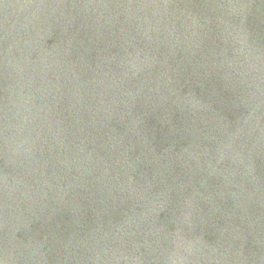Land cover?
<instances>
[{"label":"water","instance_id":"95a60500","mask_svg":"<svg viewBox=\"0 0 264 264\" xmlns=\"http://www.w3.org/2000/svg\"><path fill=\"white\" fill-rule=\"evenodd\" d=\"M0 264H264V0H0Z\"/></svg>","mask_w":264,"mask_h":264}]
</instances>
